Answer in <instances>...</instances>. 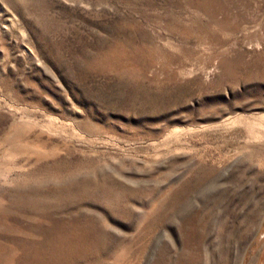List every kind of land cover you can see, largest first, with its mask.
Masks as SVG:
<instances>
[{
    "label": "rangeland",
    "instance_id": "rangeland-1",
    "mask_svg": "<svg viewBox=\"0 0 264 264\" xmlns=\"http://www.w3.org/2000/svg\"><path fill=\"white\" fill-rule=\"evenodd\" d=\"M0 264H264V0H0Z\"/></svg>",
    "mask_w": 264,
    "mask_h": 264
}]
</instances>
